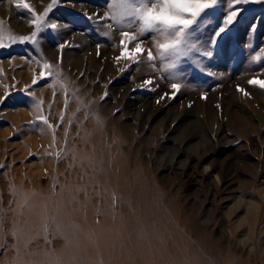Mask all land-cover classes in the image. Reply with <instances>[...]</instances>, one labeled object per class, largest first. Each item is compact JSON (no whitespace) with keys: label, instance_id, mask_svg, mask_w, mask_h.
I'll list each match as a JSON object with an SVG mask.
<instances>
[{"label":"rangeland","instance_id":"rangeland-1","mask_svg":"<svg viewBox=\"0 0 264 264\" xmlns=\"http://www.w3.org/2000/svg\"><path fill=\"white\" fill-rule=\"evenodd\" d=\"M50 4L0 0V98L10 94L0 104V264H81L65 225L91 230L111 207L112 221L122 212L132 232L110 246L109 264L116 254L137 264L138 230L174 260L199 253L207 264H264V89L248 84L264 79V8L247 9L223 38L229 55L207 60L196 53L220 5L211 27L193 25L201 41L171 68L157 49L163 37L141 33L120 0H65L45 17L55 30L11 43L30 37ZM121 31L137 37L130 50L142 41L145 52L117 60ZM173 82L181 83L174 96Z\"/></svg>","mask_w":264,"mask_h":264},{"label":"snow or ice","instance_id":"snow-or-ice-1","mask_svg":"<svg viewBox=\"0 0 264 264\" xmlns=\"http://www.w3.org/2000/svg\"><path fill=\"white\" fill-rule=\"evenodd\" d=\"M64 2L65 0H52V4L48 6L44 14L36 16L33 20L36 30L32 32L31 36H21L18 41L16 38H12L11 43H27L30 41L34 44L36 43L35 38L38 33L45 29L55 30L57 27L56 23L50 21L45 23V17H48L50 13H54L55 9ZM120 2L121 7L125 9L127 14L139 21L141 33L159 34L163 37V42L157 43V49L162 60L169 58L173 61L169 65L171 68H175L176 62H179L182 58L188 57L189 50L194 47L196 42L201 41L196 36H193V33H196L193 30V25L198 26V30H201L205 25L211 27L212 23H209V21L212 20L207 18L208 14L219 10L220 5L224 6L222 17L216 18L217 26L213 28L207 43L205 44L203 41V51L196 53L199 57L206 58L207 60L212 59L214 55L220 52L224 55H229L228 46L223 43V38L240 23L247 9L255 7L264 8V0H157V2L151 4L145 3L144 0H137L136 3L129 2V0H120ZM17 7H21V5L17 4ZM23 7L28 8V5L24 4ZM259 20L260 17L257 16L250 24L249 33L257 31L260 26ZM120 35L122 37L120 41L122 51L121 55L116 58L117 60L121 58L132 60L145 52L142 41L137 42L131 50L129 49V45L137 39L134 33L121 31ZM4 47L6 45L0 39V49ZM59 47H63V45H59ZM155 59L156 57L153 55V52L150 49L147 50V61L152 62ZM44 67L48 68L50 66L45 64ZM50 76L51 73L41 72V78L44 80H48ZM37 83L39 81L34 79L33 84ZM153 83L154 81L151 79L146 81L148 86H151ZM248 84L264 89V79L261 78L254 77L248 81ZM170 88L174 96L179 92L181 83L173 82ZM237 90L245 96L249 95L245 89L239 86ZM9 95L0 98V104L8 100ZM202 98L206 99V96ZM19 102L26 103L27 98L22 97Z\"/></svg>","mask_w":264,"mask_h":264},{"label":"bare ground","instance_id":"bare-ground-1","mask_svg":"<svg viewBox=\"0 0 264 264\" xmlns=\"http://www.w3.org/2000/svg\"><path fill=\"white\" fill-rule=\"evenodd\" d=\"M91 135H93V132ZM94 145L91 144L90 148H93ZM102 152L99 151L97 154L98 162L101 164L103 163L102 162V157H103ZM86 156L87 157L91 156L90 152H87ZM113 165L116 166L117 175L124 176L123 168H125V163L122 160L120 161L115 160ZM104 204L106 205L105 202L102 203V205ZM251 205H250V208H251ZM70 210L71 209H70L69 204L66 203L62 211L66 213ZM105 212L106 213L103 216L108 218L107 221L100 225L92 224L91 230L88 229L87 227L83 228L82 226H77V225L74 226V224L65 225L66 228L68 229L67 231L70 232L71 234L72 244L69 247V251L73 252L74 255L78 256V258L81 261L80 262L81 264H109L111 263L110 259H112L113 254H110L109 252L110 246L120 247L122 246V244L126 243L128 241V238L130 237L128 233L131 234L132 230H129L127 226H124V224L127 223L128 220L125 219L122 212H121L122 221L120 224H117L118 221L113 222L111 219V216L113 213L112 207L110 209H105ZM62 217L63 215H60V218ZM250 220L253 224L255 222V216L253 215L252 218L250 217ZM93 234L96 237L95 241L91 240V237L93 236ZM153 235L155 234L153 233ZM150 242L154 246L149 244V241L146 239V237L141 231L139 230L137 231V247H142L144 251L141 257H137V264H207L201 259V256L199 255V253H196L195 259L192 263L187 262V261L184 262L183 260L179 258L174 260L172 257L171 258L168 257V255H171V253H168V252L164 254L162 253L161 251L162 249L160 247L162 244H160V242L159 244H156L153 241H150ZM96 249H99L101 252L100 256L98 257H96V254H95ZM75 251H77L78 253H76ZM116 257L117 258H116L115 264H129L126 262V260L122 259V257L119 254H116Z\"/></svg>","mask_w":264,"mask_h":264}]
</instances>
